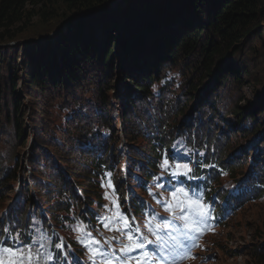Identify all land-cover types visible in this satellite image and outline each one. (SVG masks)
Here are the masks:
<instances>
[{"label":"trees","instance_id":"1","mask_svg":"<svg viewBox=\"0 0 264 264\" xmlns=\"http://www.w3.org/2000/svg\"><path fill=\"white\" fill-rule=\"evenodd\" d=\"M112 1L0 0V154L4 160V163L0 162V209L10 199L4 191L12 190L18 172H21L16 156L20 153L18 148L25 147L29 139L24 128L26 113L21 110L23 101L16 90L23 83L27 95L38 97L33 111L34 136L39 146L34 150L36 154L31 163L32 185L27 183L24 186L20 199L9 210L5 222L6 226L21 229L28 239L32 238L29 227L35 219L47 223L48 215L56 223H63V220L70 219L73 204L79 208L77 212L83 220L96 222L94 206L103 203L99 178L106 168L117 171L112 156L121 161L126 155L117 148L118 145L109 149L107 141L101 138V126L111 130L114 138L116 126L121 123L133 142L138 138L146 141L145 146L139 143L132 154L136 165L143 166L142 172L146 174L147 165L160 156L158 150L161 151L176 123L166 120L167 124L159 128L160 134L148 138L147 133L140 131L146 120V111H151L148 116L154 117L152 109L158 108L162 100L172 99L184 102V106L177 109L183 116L185 108L192 105L195 92L204 87L196 126L188 128L189 134L200 148L207 149V158L220 162L228 170V175L237 180H240L239 174L246 169L247 162H226L232 156L226 144L230 143V138L239 144L247 138L256 140L255 137L264 130V90L255 106L246 107L240 104L243 93L234 86L238 83L240 88L244 77L251 76L250 72L241 70L242 67H230L228 62L218 68L226 58L231 56L232 63V56L244 51L241 43L249 36L258 32L262 37L264 0H124L121 4H108ZM195 12L198 14H192ZM101 14L103 16L100 17ZM142 15L145 16V27L139 30L134 23L140 21ZM121 16L126 21H122ZM35 17L53 25L47 32L63 23L66 29L47 39L46 46L34 40L24 46L30 49V60L34 66L28 81L19 74L18 54L15 56L16 70L9 73L7 79L1 62L9 50L4 53L2 45L18 41L22 46L24 41L21 40L27 35L37 38L47 35L38 30L27 33ZM126 30L130 35L124 37ZM117 32L119 35L116 37L114 33ZM56 41L60 42L57 54L52 47ZM18 51H22L21 47L17 48ZM191 55L197 56V60H186ZM260 63L254 62V70L259 71ZM116 65L122 68L125 78L128 74L133 75L131 83L124 89L119 88L115 94L111 92L114 86L103 79L99 81L104 83L106 92L101 91V86L99 91L90 89V85L86 88L85 81L89 75L85 79L83 74L96 68L101 69L98 72L106 73L108 67ZM215 69H218L217 75L209 80ZM196 71L200 74L197 79ZM261 73L264 75V63ZM231 77L233 83H230ZM187 78L191 81L187 82ZM221 84L230 86L229 90L220 88ZM250 85L254 86V83ZM10 91L15 95L12 101L9 100ZM114 96L120 99L118 117L111 102ZM44 98H49L48 104L44 102L39 107L40 100ZM58 115H62L64 123H56ZM227 116L232 117V121H226ZM5 125L12 127V134L1 129ZM218 127L223 132H219ZM113 142H119L117 137ZM255 150L258 151L253 159L254 173L250 174L253 193L249 187L239 195L258 200L264 196L263 137L257 141ZM12 162L15 165L11 166ZM62 164L71 167L67 170L74 182L63 171ZM24 172L28 170L24 168ZM120 176L115 184L123 190ZM211 187L214 192L219 188L214 184ZM250 192L251 197L248 195ZM221 196L227 197V194ZM245 198V202L240 201V204L247 202ZM41 200L47 205L41 207ZM137 205L144 206V202L138 200ZM84 207L87 212H82ZM255 253L258 263L264 264V244L258 245Z\"/></svg>","mask_w":264,"mask_h":264},{"label":"rangeland","instance_id":"2","mask_svg":"<svg viewBox=\"0 0 264 264\" xmlns=\"http://www.w3.org/2000/svg\"><path fill=\"white\" fill-rule=\"evenodd\" d=\"M124 0H114L112 2H108V4H121ZM125 4H122V6ZM102 10V9H101ZM100 10V11H101ZM103 11V10H102ZM62 12V11H61ZM106 14V12H104ZM192 14H198V13H192ZM200 14V13H199ZM107 15V14H106ZM104 16V18L106 17ZM103 16L102 14L100 17ZM200 16V15H199ZM202 18L204 16H201ZM122 21H126L123 16ZM144 18L145 16L142 15L140 17V21H137V23H134V26H136L139 30L143 29L144 26ZM204 19V18H203ZM59 21V20H58ZM57 21V22H58ZM95 21L94 19L92 20ZM55 22V23H57ZM204 23H207V20H203ZM54 23V24H55ZM51 23L48 22H41L38 17H35L33 20L32 26L27 30V33H33L34 31L38 30L41 31V33H47V35L43 34L40 37H35L34 35L31 36L27 35L25 38L21 40L23 45L19 46L18 41H13L10 43H7L8 45L3 44L2 47H4L3 52H7V49L9 50V54L5 55L3 57V60L1 62V67L3 65V74L6 75V78H9V73L16 70L15 64L17 61V64L21 67H19V74H22L23 79L28 81V78L30 77L32 71H33V63H31L30 60V53L29 48L27 49L26 46L27 43H31L33 40L37 43H41L42 45L46 46L47 39L57 36L58 32H61V30L66 29L65 24H61L60 26L56 27L54 30L48 31L47 30L53 26ZM139 26V27H138ZM105 27H107L105 25ZM261 33L262 37H259V33L256 32L249 36L250 38L245 39L241 44L243 46L244 51H242L241 54L233 55L232 56V63H231V56L226 58L224 61L219 63V67L221 65H225L227 62L230 65V67H242L241 70L243 71H249L251 76H245L244 82L239 85L237 83L236 86L243 93V98L240 99V104L245 105L246 107L248 105L255 106V102L261 95L263 94L264 90V75L261 73L262 69V63H264V46L262 43L264 42V22L261 24ZM87 33V32H86ZM116 37L119 35V32L114 33ZM130 35L127 33V30L124 31L123 36ZM152 35V33H151ZM205 35H203L204 37ZM90 37V35H89ZM98 37V36H97ZM150 37V35L148 36ZM147 37V38H148ZM36 38V40H35ZM144 38V36H142ZM248 40V41H247ZM54 44L56 47H54ZM60 46V42L56 41L52 43V47L55 50L56 54L58 53V48ZM8 47V48H5ZM21 47L22 51L17 52V48ZM253 47V48H251ZM115 53V57L117 56V53ZM197 53V51H196ZM18 54V58L15 61V56ZM195 55V54H193ZM188 56L186 60L194 61L197 60V56ZM231 55V54H230ZM183 58V57H182ZM261 63L258 65V70H254V62ZM100 68H96L95 70H91L89 73L83 74L84 78L89 75V78L86 79V88L90 85V89H97L101 86V91L106 92L104 83L101 84L99 81L100 79H103L104 81H109L110 84L114 86V90L111 92L118 93V89L122 87V89L125 88L129 83H131V77L133 75L128 74L127 78L124 77V74L122 72V68L119 66H115L114 68L108 67L106 70V73L98 72L97 70ZM101 70V69H100ZM217 71L215 69V73L209 78V80H212L216 75ZM106 74V75H105ZM195 77L200 75L199 71L194 72ZM82 75V76H83ZM81 76V77H82ZM20 77V78H22ZM129 77V78H128ZM194 77V78H195ZM197 79V77H196ZM208 80V81H209ZM191 81L189 78H187V82ZM230 83H233V78H230ZM250 85V84H253ZM257 83V84H255ZM260 86V87H258ZM134 87V86H132ZM232 87V84H231ZM220 88H223L226 90V88L229 90L230 86H226L225 84H221ZM219 88V89H220ZM259 88L261 91H259ZM203 89H201L198 92H195L193 96L192 105L185 108V114L183 116L178 114L177 109L184 106L182 101H175V100H169L166 99L162 100V102L158 103V108L156 111L157 113V120L155 125H150L149 128L152 129V133L157 131V126H160L161 123H166V120H170L172 123L176 122L172 130L170 132H174L173 137H175V141L172 142L173 145V155L174 157H177L178 151H186L188 153V147L186 140L182 138V134L186 131H188V128H191V126H196V117L199 115L198 109L201 108V92L203 93ZM90 91V90H89ZM99 91V90H98ZM16 92L19 94V98L21 101H23L21 110L25 111V130H26V136L29 138L28 142L25 147H19L18 150H20V153L16 156L19 159V170L21 169V172H18V179H16L13 183L12 190L11 191H4L7 195H9L10 199L9 202L7 201L4 205L2 212H0V217L3 216L4 208L8 206V203L15 205L17 202V196L18 194L21 196L23 188L27 183L32 185V182L30 178L32 177L33 173V166L31 163L34 161V157L36 154V150L39 144L37 143V140L35 138V128H34V115L35 112L33 111L34 103L37 102L38 97H31L28 94V92L25 90L23 83L19 85ZM262 93V94H261ZM11 97L9 100L12 101V97L15 96L14 93L10 91ZM93 95V94H90ZM212 95V93H211ZM210 95V97H211ZM120 99H122V95L119 94ZM209 97V98H210ZM49 99V98H48ZM48 99L45 100L41 99L39 103V107L42 106V104L45 102V105H47ZM120 99H117L115 96L111 99V102L113 103L116 111L115 114L118 117L120 115ZM175 99V98H174ZM207 100V99H206ZM252 101V103H249V101ZM209 103V101H207ZM168 103V104H167ZM205 103V102H204ZM112 105V106H113ZM247 109V108H245ZM12 111V107H11ZM149 112V111H146ZM102 113V112H101ZM259 113V112H258ZM264 114V113H263ZM62 115L56 116V123H64V119L61 117ZM104 118V115H102ZM264 115H262L263 117ZM232 118V117H231ZM229 116L225 118L226 121H232ZM96 120H98L97 117H95ZM119 119V118H117ZM178 123H180L178 125ZM100 124V123H99ZM199 125V124H198ZM197 125V126H198ZM115 129V137H117L118 143L113 142L115 137H111L112 131L109 130L105 126L100 127L101 132V138L107 141V145H109V149L115 148L116 145H118V149L121 151L126 152V155L124 156V160L122 162H119L116 157L114 158V163L118 166L119 165V171L123 170L122 176H123V182L126 183L125 185H128L132 189H136V185L141 182V174L139 170V166H136V161L132 157V154L134 151H136V148H138V144L142 142V145H146V141L143 139L138 138L136 142H133L132 138H128L127 135L129 134L127 129L125 128V125H122L121 123H118ZM1 129L5 131H9L11 134L13 133V129L11 126L5 125ZM130 129V128H128ZM144 129H146V125L144 126ZM179 130H183L181 135H178L177 132ZM219 132H223L219 127L217 129ZM227 132V129H224ZM135 136L134 134H132ZM256 136V135H255ZM254 136V137H255ZM263 136L264 138V130L261 131L259 135H257L255 138L256 140H253L252 137L247 138L245 142L239 144L235 141V139L230 138V143L225 147H227V150L231 151L232 156L229 157L227 160L228 162L235 163L238 161L247 162L246 166H250L253 164V159L256 157L257 154H255L256 150V143L259 140V138ZM111 137V138H110ZM137 143V144H136ZM250 146H247V145ZM114 145V146H113ZM137 145V147H136ZM113 146V147H112ZM245 146V147H244ZM247 146V147H246ZM45 147V146H44ZM36 149V150H35ZM35 150V151H34ZM46 150V148L44 149ZM109 150V151H110ZM191 150V149H190ZM241 152V153H238ZM45 153V152H44ZM245 153V154H244ZM246 155L245 158H243ZM247 156H249L247 158ZM54 160H56V156L53 155ZM264 157V153H263ZM183 159H188V156L182 157ZM247 158V159H246ZM0 162L1 164L4 163V160L2 159V154H0ZM40 162H43V160L40 158ZM163 163V161H162ZM15 165V163H11V166ZM61 166L63 168V171L68 175V178L72 182H74V178L68 173L71 169L68 168L66 165L62 164ZM130 165V167H128ZM24 168L28 170L27 173L24 172ZM68 169V170H67ZM130 169V172L127 174V171ZM248 169V172L250 171ZM30 171V172H29ZM162 176V179L158 181L156 185H151L149 187L148 191V199L151 204L150 212L147 213L140 223H138L136 226H132L133 234H136L138 231L141 236L146 237L147 240H151L153 243L157 242V236L154 234L153 229H165L168 233L167 236L164 238V242L166 244L168 243H176L178 239L180 240V244L186 243L183 240L184 236V224H192L193 222V216L195 211L197 210L195 206L189 207L187 209H184L183 217L181 216V209L183 205L179 204L178 201L183 200V194L180 193L176 197H170V191L173 186V184L166 180L163 173H160ZM129 176V177H127ZM243 177V175H240L239 178ZM123 183V184H124ZM234 182L229 177H224L222 179V183L224 184L221 186V189L226 190L233 186ZM109 184L111 182H107L104 184V188L102 189V193L105 195V207L99 211V217L101 220L103 218H107V220L103 221V226L100 228L98 227L97 230L92 228H85L80 227L79 225H75L73 227L72 234L73 236L77 237L79 240L84 239L85 241L88 239V237L85 235V233H90L91 236V243L93 244L94 241L99 242V246L103 247L105 249L109 250V253L111 254L113 251L115 252L116 257L122 256V253L120 252L121 247L124 245L130 244V242L127 239L126 233H122L119 231H116L115 229L121 228L123 229L125 227V224H130L128 220H123V216L121 214L124 212V210L121 209L119 205L116 203V192L114 191V187H109ZM112 185V184H111ZM158 185H163V187H160ZM238 185V183H237ZM193 195H198L200 198H203V194L201 191H198L194 188H190ZM129 190V189H128ZM201 198V199H202ZM167 201L169 207L172 209L171 211H166L164 207V202ZM205 205H210L209 202H207L204 198L202 199ZM40 206L47 205L46 201H39ZM210 212L211 217L209 223L207 226L201 224L199 226V235L196 239V246L191 247L192 250L195 252L196 260L193 258V255L188 253L187 251L183 253L182 257H178L176 259H169L168 264H260L258 263V260L256 258L255 249L258 245L264 244V196L261 199L258 200H252L250 201L245 207L240 208L239 210L230 211L228 213L227 217L224 219V221L220 224L217 223V220L214 218L215 214L213 213V206L210 205ZM156 217L164 218L168 221H171V223L165 225L163 220H158ZM47 218H50V216H47ZM117 218L120 219V223H116L115 221ZM34 226L36 229V234L34 236V239L32 240V249L31 251L33 253L40 252V257L33 258L32 264H37V262L40 259L44 260H51L52 256H50L49 253V245H50V239L43 231L42 221L35 219ZM105 223L109 225V227H105ZM151 223L153 228L150 229L147 225ZM111 229V230H110ZM22 244L24 242L21 239H18ZM43 245V247H41ZM198 246V247H197ZM197 247V248H196ZM196 249V250H195ZM27 248L25 249V253H27ZM87 259L91 260L93 263V251L90 250L87 247ZM4 259L7 260V255L4 256ZM156 264V260L154 257H152ZM27 264V261L25 262ZM51 264H55L54 261H51ZM96 264H102L98 259L96 261ZM113 264H120L119 259L113 260ZM134 264V262H133ZM160 264H164L163 261H160Z\"/></svg>","mask_w":264,"mask_h":264},{"label":"snow or ice","instance_id":"3","mask_svg":"<svg viewBox=\"0 0 264 264\" xmlns=\"http://www.w3.org/2000/svg\"><path fill=\"white\" fill-rule=\"evenodd\" d=\"M187 155L188 153L186 151H178L177 157L170 162L167 154H165L163 163L161 164L162 170L167 171L173 178L170 197H176L180 193L183 194L184 199L178 201L179 204L183 205L181 216L183 217L184 209L192 206H195L197 209L194 213L192 224H184L183 240L186 243L177 245L175 248L170 247L164 242L165 236L168 235L165 229H153L154 234L157 236V242L153 243L151 240H147L146 237L141 236L138 231L136 234H133L132 226L130 224H125L123 229L117 228L115 230L126 233L127 239L132 243L121 247L120 252L122 256L120 257H116L114 251L110 254L108 249L100 247L98 241H94L93 244H88L84 239L81 240V243H83L85 247L93 251V264H96L97 259L102 262V264H113V260L115 259H119L120 264H133V262L134 264H155L152 257H154L155 260L163 261L164 264H168L169 259L182 257L184 252L196 246L195 240L199 235V226L201 224L207 226L212 217L210 205H205L198 195L194 196L190 187L184 183L199 179V177L192 174L191 161L182 158ZM180 177H183L184 182L180 181ZM158 186L163 187V185ZM109 187H112V185L109 184ZM164 207L166 211L172 210L167 201L164 202ZM121 216H123V214H121ZM124 219L126 220V218ZM156 219L163 220L165 225L171 223V221L164 218L156 217ZM104 220H107V218H103L102 222ZM115 222L120 223L121 221L117 218ZM147 226L150 229L153 228L151 223ZM105 227H109V225L105 223ZM85 235L91 239L90 233H85ZM41 247H43V245H41ZM56 247L59 249L63 246L62 244H57ZM26 248L28 250L27 253H25ZM31 249L32 243L22 244L18 239L12 244H8L7 240L0 241V264H25L26 261L27 264H32L33 258L35 257L38 259L41 253H33ZM5 255L8 257L7 260L4 259Z\"/></svg>","mask_w":264,"mask_h":264}]
</instances>
